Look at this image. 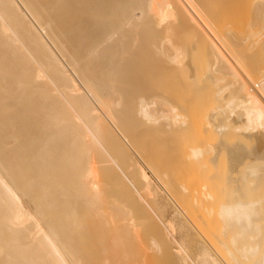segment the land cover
Segmentation results:
<instances>
[{"label":"bare ground","instance_id":"obj_1","mask_svg":"<svg viewBox=\"0 0 264 264\" xmlns=\"http://www.w3.org/2000/svg\"><path fill=\"white\" fill-rule=\"evenodd\" d=\"M224 9L245 22L222 23ZM139 131L164 151L167 133L199 140L184 151L186 202ZM115 180L125 198L107 197ZM138 209L161 229L140 236ZM147 252L264 264V0H0V264H143Z\"/></svg>","mask_w":264,"mask_h":264},{"label":"rangeland","instance_id":"obj_2","mask_svg":"<svg viewBox=\"0 0 264 264\" xmlns=\"http://www.w3.org/2000/svg\"><path fill=\"white\" fill-rule=\"evenodd\" d=\"M241 5L239 4V7ZM243 6H241L240 8L238 7V9H241ZM232 10L235 11L234 9H231V11ZM241 10H239L240 11V14H237V12H238L237 10H236L237 12H234V14H233L236 18H238L239 21L243 20L246 17L245 15H247V11H245V8H243L242 11H244V14H245L244 16L245 17L243 16V14L241 16V13H243V12H241ZM226 11H227V13L228 12L230 13L229 10H226ZM226 11H225V9L222 11V12H224L222 14H225L223 16L224 17L227 16V17L224 18V20H223V16H222V19H221V20H223L222 23H224V21H229L231 18L232 19L229 22H231L233 20V18H234V20L231 23H236L235 20H237V19L234 16H228L227 13H226ZM239 15H240V19L238 17ZM241 17L242 18L244 17V18L242 19ZM225 19H227V20H225ZM219 20H220V18H219ZM239 21H237V22L239 23ZM244 22H245V19L243 20V23ZM220 23H221V21L218 23V26L219 27L221 25H223V24H220ZM239 24H241V23H239ZM242 25L243 24H241L239 26H242ZM183 93H184V90L183 89L182 90L179 89V91L175 92L174 94H176V96H178L181 99ZM212 105H213V102H212V98H211V95H210V92L209 91L204 92L203 93V96L201 98L198 97V95H196L192 99L191 108L192 107L193 108L194 107H198L199 108V111L198 110L197 111L195 110V112H194L195 115L192 118L193 119L192 126H194L196 129L199 128V127H196L197 126V123L199 122L198 121V117H200L201 114L203 115L204 113H206L207 111H209L210 108L212 107ZM184 133H182L181 135L180 134L170 135V134L167 133V151H164L162 149V147H159V146L155 145V143L153 141H151V140H149V142H148V140L146 139V136L144 135L143 131H141V132L139 131V133L137 134L138 140L136 142V146L139 147L140 151L143 153L144 157H146L147 160L154 161V162H158L162 166L161 167V170L164 171V172H167V174H169L171 176V182L173 184V187H172L173 190L172 191L176 194V197L180 200V202L182 201L181 204L184 203V201L186 202V200H187L186 197H185V195H183V193L180 190V184L186 183V181H187V170L188 169L186 168V165L183 162V160H184L185 147H186V144L189 143V142H191V141L192 142H199V140L196 141L197 140L196 137L193 136L194 138H187V135H185ZM196 133H198V132H196ZM210 133H212V132H210ZM188 134L191 135V136H188V137H192V132H189ZM197 135L198 134H196V136ZM142 136L145 137V138H142ZM199 138L202 140L201 137H199ZM219 138H220V136H218L216 133H212L207 138L205 137V141L204 140L203 141L207 145H213V144H215L219 140ZM228 139L230 140L229 137H228ZM219 156H221V155H219ZM223 164H226V163H223ZM223 164H221L220 166L222 167ZM215 166H216V164H214V166L212 167L213 170H215V168H216ZM190 181H191V183H193V186H195L196 180L195 179H192ZM115 182H116V180L113 181V182H111V185H107V184L104 185V188L106 190L107 197H110V196H114L115 195V196H118V197H121V198H123V197L125 198V195H124L125 185L124 184H121L119 181L116 182V183ZM234 187H235V185H234ZM151 197H154V195L152 194ZM157 198L159 200V206L161 208H165L166 209L167 201L162 200V198H160V197H157ZM104 200L106 201V197L104 198ZM84 209H83V212L84 213H87L86 211H87L88 208L85 207ZM166 211H167V209H166ZM166 211H165V213H166ZM171 211H172L171 208H169V212L170 213H171ZM167 214L168 213H166V217H167ZM169 214H168V216H169ZM195 215H197V211L196 210L192 213V215H190V217L192 216L194 218V217H196ZM192 217H191V220H193L194 222H196ZM135 218H136V221L135 222L138 225V227L136 228V231H138L140 233V236L142 235V237H146L150 233L152 234L153 231H157V230L161 229L158 226V224L156 222V219L153 216V214L148 213L146 211L144 212V210L138 209V213L135 214ZM88 219L86 221H84L85 224L83 223L84 225H86V227H88V229L85 226H84L83 229L84 230L87 229L86 232L89 233L88 230H91L90 229V227H91L90 225H92L94 223V221H90L91 220L90 218H88ZM96 220H98V218H96ZM103 221H104V218H101V223L102 224H103ZM115 222H116V224H115L116 227H114V228L116 229L119 226V223L122 222V218L121 217H117L116 220H115ZM109 229H110L109 226L106 227L103 224V226H102V232H105L106 233V231L109 230ZM181 235L182 234H180V235L178 234V238H180ZM111 237H109L108 239H110ZM192 244L193 243H191V239L188 240L187 245L189 247H191ZM191 250L193 251V252L191 251L192 253H194V254L196 253L195 252L196 251L195 248H192ZM148 252H147V257L144 259V263L143 264H145L146 262H147L146 264H151L152 263L149 260L150 255H149Z\"/></svg>","mask_w":264,"mask_h":264}]
</instances>
